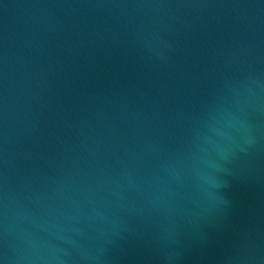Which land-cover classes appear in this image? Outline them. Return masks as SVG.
I'll use <instances>...</instances> for the list:
<instances>
[{"label":"water","instance_id":"95a60500","mask_svg":"<svg viewBox=\"0 0 264 264\" xmlns=\"http://www.w3.org/2000/svg\"><path fill=\"white\" fill-rule=\"evenodd\" d=\"M0 264H264V0H0Z\"/></svg>","mask_w":264,"mask_h":264}]
</instances>
